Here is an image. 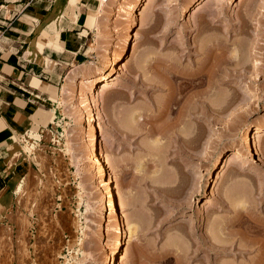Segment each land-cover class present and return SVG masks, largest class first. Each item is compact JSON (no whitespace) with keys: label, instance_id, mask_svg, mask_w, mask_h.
<instances>
[{"label":"rangeland","instance_id":"obj_1","mask_svg":"<svg viewBox=\"0 0 264 264\" xmlns=\"http://www.w3.org/2000/svg\"><path fill=\"white\" fill-rule=\"evenodd\" d=\"M92 1L101 36L92 34L76 74L103 73L130 32L120 69L97 89L105 178L117 205L128 196L130 205L118 209L138 229L114 264H264V0L222 10L213 0L189 10L185 0H146L124 23L114 13L125 4ZM198 72L218 85L178 94L183 80L204 77ZM80 82L63 94L62 81L50 118L21 143L15 160L23 174L13 204L0 212V235L12 234L11 246L0 245V264H108L117 241L106 229L103 177L99 170L86 177L92 113L81 104L89 91ZM42 158L56 174L45 196L27 177L35 170L48 180ZM210 242L222 250L211 252Z\"/></svg>","mask_w":264,"mask_h":264},{"label":"crops","instance_id":"obj_2","mask_svg":"<svg viewBox=\"0 0 264 264\" xmlns=\"http://www.w3.org/2000/svg\"><path fill=\"white\" fill-rule=\"evenodd\" d=\"M62 1L0 0V212L23 174L15 158L24 136L44 127L52 98L95 37V2Z\"/></svg>","mask_w":264,"mask_h":264},{"label":"bare ground","instance_id":"obj_3","mask_svg":"<svg viewBox=\"0 0 264 264\" xmlns=\"http://www.w3.org/2000/svg\"><path fill=\"white\" fill-rule=\"evenodd\" d=\"M116 1L118 2L117 6H120L122 4L123 5L125 4L123 9H122V7H116L115 8L116 11L114 13V15H116L118 17L122 16V21L124 23V21H128L129 18L132 20V18L134 19L136 17V15L138 13V10H140L141 6L143 5V2L146 1V0H116ZM185 1H186V6H185L186 7V10L192 9L198 2H200V0H185ZM236 1L237 0H213V2L212 1L211 2L215 4L213 6H216V8L219 7L222 10L224 8L226 9L227 6L232 7L234 4H236L235 3ZM234 7H235V5H234ZM121 13L124 14V15H121ZM228 17L230 18V16H228ZM232 19H235V18L233 17ZM135 20L136 19H134L132 21L134 22ZM96 32H97V35H98L97 37H98V40H99V38H100L101 35L99 34L98 31H96ZM98 40H97V44H98ZM129 44H130V32H127L126 34H124L122 36V38L119 41L118 46H119L120 51L117 52V53H115L114 55H112V57L110 58V62H109L108 68L103 73H100V74H97V75H94V76H86L84 74L78 75V74H76L78 71L75 73V70H73L67 76V78L65 80L66 81V85H65V87L63 89V94H66L68 92V90H67L68 88L67 87L77 86L78 84L81 83L80 81L82 80L83 83L86 86V90L88 89L87 91H89V92H87L88 94H86L84 92H82L80 94L81 104L84 107V111H90V113H92V116L87 119V125H86V127H88L89 141L87 143L88 144L87 147L85 145L84 148H86V151H87L90 159L93 160L94 166H92L90 164V160H89L88 161L89 162L88 164H90L92 166V168H90V171H89V168H88V173L86 174V177H87V175L88 176L89 175L91 176L93 174L95 175V171H96V173L98 175V170H99V172L101 174L100 176L103 177V181H102L101 184H102V188L104 187V191H106L105 193H106V196L108 198V199L106 198V200L108 201V205H106V208L108 207V209H109L108 217H106V218H109L108 219L109 222H107V223H110V224L112 223L111 224L112 226L110 224H107L106 229H107V231L110 234L114 235V238L117 241L115 243V246L110 250V253L108 255H105V257L107 256L106 261H107L108 264H114V260L116 259L118 252H120L125 246L126 247H129V245H131L130 244L131 243V239L133 237H135L136 234H138L137 233L138 232V229L137 228H133V227H129L125 223V215H123L125 212H123L124 210L120 209V210H122V213H119V211H120L118 209V205L119 204L117 205V202L118 201L116 202L115 196L113 194V187H114V186L112 187L113 180H112V178H109V177L108 178H105V173H106L105 172V168L106 167H104V165L106 164L107 159H106V156H104V155H102V154H100L98 152V146H99L100 142L98 140V135H97L96 126H95L96 121H98L100 119V117H101V111H100V106H99V101H100V97H101L100 92L101 91H98L97 89H98L100 83L107 82V81H109L111 79V77H113L114 73L117 71V68L119 66L120 61L125 57L127 51L129 50L128 49ZM258 65H260V63H259V61L257 59H255L254 60V66L257 67ZM118 69H120V67ZM201 72H202V70H201ZM201 72H198V73L201 76H204V77H201V78L199 77L200 78L199 80H196V78L195 79L192 78V80H188L186 82H183L184 80L182 79L183 81L180 82L177 85L178 86V91H177L178 94H181L182 95V94L187 93L189 90L191 91V90H194V89H197V88H202L206 84H208L207 87H209V88L207 90H205V91L208 92V91L212 90V88H214L215 85H218L217 84L218 81L212 80L213 78L211 79V77H209L210 79L205 78V74L203 75ZM206 79H207V81H206ZM200 93L202 94L201 96H203V93L202 92H200ZM205 93H204V95L206 96ZM218 93H220V92H218ZM198 96H200L199 92H198ZM62 101L64 102L63 99H62ZM257 129L258 130H257L256 134L259 133L260 127L257 128ZM255 137H256V135H255ZM246 139H247V137H246ZM245 141H247V140H245ZM248 144H249V142H248ZM32 147H34V146L32 145ZM34 153L37 154L38 152H34ZM42 159H44V158H42ZM231 159H233V158H231ZM231 159H229V160L231 161ZM42 161H43L42 162V165L40 164L41 165L40 170L43 171V172H46L48 174V176H47V177H49L48 180H44L40 176V174H41L40 171L38 172V171H35V170H31V172H29L30 173L29 176L27 175V177H28V180H29V184L30 185L35 186V187H38L40 189V194L39 195L43 194L45 196V193L47 194V191L49 192V190L51 189V186H52L53 182H55L54 180H55V175L56 174H54V172H51L50 165H49V162L47 161V159H44ZM93 162H91V163L93 164ZM227 162H228V160H227ZM227 162H225V163H227ZM229 162H228V164H229ZM57 164H58V162H57ZM228 164H225V165H227V167H228ZM224 169H225V167H224ZM52 171H53V169H52ZM100 176H99V178H100ZM27 177H25L23 180L24 181L27 180ZM102 177H101V179H102ZM89 179H91V177ZM92 179H94V177ZM113 179H114V177H113ZM126 198L123 199L124 202L123 201L122 202L119 201V203L121 202L120 205H119V208H120V206L125 205L126 200H128V196ZM120 200H121V198H120ZM37 204H39V203H37V202L35 203V205L38 207ZM33 205H32L33 208L31 207L32 208L31 209V214L32 215L35 213V210H36L34 208L36 206L35 205L33 206ZM126 205H128V203H126ZM123 208H125V206ZM112 235L110 236V238L113 237ZM11 244H12V234L11 233L0 235V245L2 247L5 248V246H11ZM205 246H206V244H205ZM126 247L124 249H126ZM124 249H123V251H125ZM208 249L211 252H213V251L222 250V247H221V245H218L216 243L215 244L213 243L212 244V248L211 247H208ZM126 251H127V249H126ZM208 262L209 263H212V264H215L217 261L216 260H209Z\"/></svg>","mask_w":264,"mask_h":264},{"label":"built area","instance_id":"obj_4","mask_svg":"<svg viewBox=\"0 0 264 264\" xmlns=\"http://www.w3.org/2000/svg\"><path fill=\"white\" fill-rule=\"evenodd\" d=\"M99 2H100V0H98ZM101 1H103V2H105V3H107V2H109L110 0H101ZM29 133L28 134H26L24 137H26L27 139H29ZM45 134L41 137V139H40V142L41 141H43L44 140V138H45ZM52 146H54L53 144H52Z\"/></svg>","mask_w":264,"mask_h":264}]
</instances>
